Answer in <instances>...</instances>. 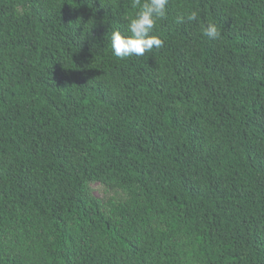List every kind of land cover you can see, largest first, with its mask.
Wrapping results in <instances>:
<instances>
[{
    "label": "trees",
    "instance_id": "trees-1",
    "mask_svg": "<svg viewBox=\"0 0 264 264\" xmlns=\"http://www.w3.org/2000/svg\"><path fill=\"white\" fill-rule=\"evenodd\" d=\"M135 11L0 0V264H264V0Z\"/></svg>",
    "mask_w": 264,
    "mask_h": 264
},
{
    "label": "clouds",
    "instance_id": "clouds-1",
    "mask_svg": "<svg viewBox=\"0 0 264 264\" xmlns=\"http://www.w3.org/2000/svg\"><path fill=\"white\" fill-rule=\"evenodd\" d=\"M168 0H133V7L136 8L134 15L127 24V33L122 34L115 29L110 35V45L113 54L118 58L142 57L146 52L153 50V47L160 48L163 41L153 32L158 19L166 15ZM198 19L195 11L187 15L188 21ZM220 31L215 23H208L203 27V35L209 39H217Z\"/></svg>",
    "mask_w": 264,
    "mask_h": 264
},
{
    "label": "rangeland",
    "instance_id": "rangeland-1",
    "mask_svg": "<svg viewBox=\"0 0 264 264\" xmlns=\"http://www.w3.org/2000/svg\"><path fill=\"white\" fill-rule=\"evenodd\" d=\"M90 188L92 190V192L96 195V196H101L102 195V188L101 185L98 183H91L90 184Z\"/></svg>",
    "mask_w": 264,
    "mask_h": 264
}]
</instances>
